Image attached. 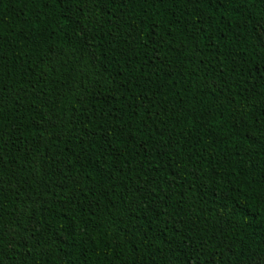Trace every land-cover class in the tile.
I'll list each match as a JSON object with an SVG mask.
<instances>
[{"label":"trees","instance_id":"1","mask_svg":"<svg viewBox=\"0 0 264 264\" xmlns=\"http://www.w3.org/2000/svg\"><path fill=\"white\" fill-rule=\"evenodd\" d=\"M0 264H264V0H0Z\"/></svg>","mask_w":264,"mask_h":264}]
</instances>
